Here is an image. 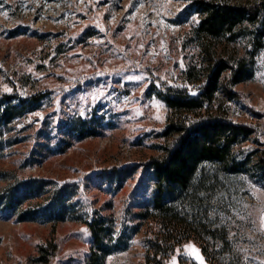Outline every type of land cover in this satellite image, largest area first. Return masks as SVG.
Segmentation results:
<instances>
[{
    "label": "rangeland",
    "instance_id": "obj_1",
    "mask_svg": "<svg viewBox=\"0 0 264 264\" xmlns=\"http://www.w3.org/2000/svg\"><path fill=\"white\" fill-rule=\"evenodd\" d=\"M194 1L0 0V94L49 92L0 136V172H10L0 190L17 181L40 187L18 210L0 205V264H40L34 259L46 245L56 246L47 264H86L95 217L110 222L120 243L105 264H145L160 231L145 163L175 136L165 134L169 108L154 87L187 84L192 67L204 71ZM247 46V36L220 40L217 52ZM234 90L227 99L219 88L214 109L254 130L236 145L254 159L264 148V47ZM63 186L68 212L54 221L45 203ZM188 194L179 206L193 227H219L224 236H205L210 260L189 240L164 264H264V180L208 161ZM28 207L38 212L22 220Z\"/></svg>",
    "mask_w": 264,
    "mask_h": 264
},
{
    "label": "trees",
    "instance_id": "obj_2",
    "mask_svg": "<svg viewBox=\"0 0 264 264\" xmlns=\"http://www.w3.org/2000/svg\"><path fill=\"white\" fill-rule=\"evenodd\" d=\"M192 5L201 15L196 33L202 42L206 65L200 74L196 73L195 67L186 69L187 84L162 83L154 87L156 96L169 108L165 134L175 136L164 147L161 156L152 157L145 163V168L152 169L154 178L152 205L155 213L146 210L141 213V218L154 215L160 225L158 236L146 250L145 264H164L177 246L189 240L199 242L210 260L205 236H224L219 227L206 224L199 229L193 227L189 215L183 213L179 206L189 197L188 191L202 163L216 162L227 172H248L252 177L264 180V148L256 150L258 153L254 159L252 152L243 154L236 148L254 130L229 119L219 108L214 109L219 88L227 99H232L236 96L234 86L253 75L254 58L264 47V0L238 3L231 0H195ZM246 36L248 46L245 52H217L220 40L229 43ZM48 94V91L26 97L19 92L0 94V136L5 125L32 110ZM9 175L10 172H0V181H8ZM38 184L42 186L43 182ZM37 188L33 183H6L0 190V205L18 210L28 194L37 193L40 187ZM65 190V186L55 189L45 203L46 209L54 212V221L66 218L69 204L65 199ZM19 212L20 218L25 220L38 211L28 207ZM88 227L93 245L86 264H105L106 256L120 244L119 241L112 242L113 227L102 217L88 221ZM55 249V245L41 246L34 261L47 264Z\"/></svg>",
    "mask_w": 264,
    "mask_h": 264
},
{
    "label": "snow or ice",
    "instance_id": "obj_3",
    "mask_svg": "<svg viewBox=\"0 0 264 264\" xmlns=\"http://www.w3.org/2000/svg\"><path fill=\"white\" fill-rule=\"evenodd\" d=\"M189 88L191 89V86H189ZM83 114V113H82ZM173 264H175V262H173Z\"/></svg>",
    "mask_w": 264,
    "mask_h": 264
}]
</instances>
